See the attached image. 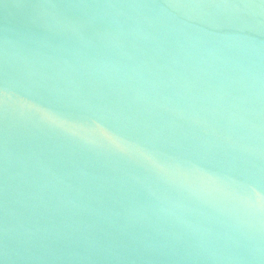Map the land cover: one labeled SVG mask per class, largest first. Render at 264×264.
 Returning <instances> with one entry per match:
<instances>
[{
	"label": "water",
	"instance_id": "95a60500",
	"mask_svg": "<svg viewBox=\"0 0 264 264\" xmlns=\"http://www.w3.org/2000/svg\"><path fill=\"white\" fill-rule=\"evenodd\" d=\"M0 264H264V0H0Z\"/></svg>",
	"mask_w": 264,
	"mask_h": 264
}]
</instances>
